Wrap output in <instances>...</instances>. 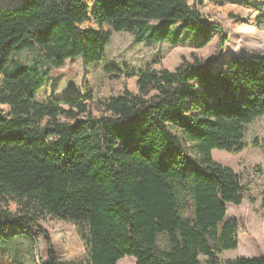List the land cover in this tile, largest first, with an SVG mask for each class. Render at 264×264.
<instances>
[{
  "label": "trees",
  "instance_id": "obj_1",
  "mask_svg": "<svg viewBox=\"0 0 264 264\" xmlns=\"http://www.w3.org/2000/svg\"><path fill=\"white\" fill-rule=\"evenodd\" d=\"M231 1L259 8L254 21L264 25V5ZM199 2L21 0L0 7V264H28L1 246L24 234L42 239V264L125 257L135 264H264V254L220 257L239 245V222L227 218V205L240 206L246 193L242 176L212 155L242 152L245 126L264 116V56H231L215 68L192 52L173 69L155 57L134 74L136 90L98 97L85 80L81 95L44 101L37 98L51 67L13 59L38 50L62 68L83 56L86 66L105 62L106 74L119 78L122 71L106 62L115 32L155 43L172 32L179 43L184 31H197L199 47L218 32L220 50L228 37ZM46 219L86 226L84 261L59 260L41 226Z\"/></svg>",
  "mask_w": 264,
  "mask_h": 264
},
{
  "label": "rangeland",
  "instance_id": "obj_2",
  "mask_svg": "<svg viewBox=\"0 0 264 264\" xmlns=\"http://www.w3.org/2000/svg\"><path fill=\"white\" fill-rule=\"evenodd\" d=\"M20 1L0 0V7L15 6ZM251 3L260 6L264 5V0H251ZM198 6L208 20L217 21L223 26L228 39L222 49L219 50L218 32H215L213 40L205 47L198 46L203 37L197 31H184L179 43H176V35L172 32L162 43L137 42L128 31L115 32L106 49V62L122 71L123 76L119 78L106 74L105 62L86 66L83 56L68 59L62 68L52 67L38 50L14 54L13 59L27 65L39 62L51 67L48 80L37 98L44 101L54 97L81 95L85 80L98 97L121 94L126 87L136 90L134 74L144 70L155 57H162L164 65L173 69L182 61V56L190 59L192 52L206 61L211 60L215 68L222 66L231 56H264V25L254 21L261 13L259 8L231 0H200ZM232 13L242 17V21L232 18ZM244 133L246 148L242 152L212 151L214 160L242 176L246 193L240 206L227 205V218L239 222V245L236 249L222 252V259L264 254V116L246 125ZM255 140L260 144L255 145ZM41 226L50 234L59 260L80 263L86 259L85 242L81 235V232L87 231L86 226H81V231V227L72 222L53 219L42 220ZM1 246L8 249L16 259L28 264H42L41 261L47 260L41 238H27L24 234L12 242L1 243ZM201 259L205 257L201 256ZM123 262L135 264V259L125 257L117 264Z\"/></svg>",
  "mask_w": 264,
  "mask_h": 264
}]
</instances>
